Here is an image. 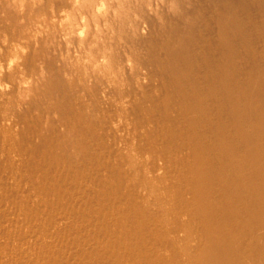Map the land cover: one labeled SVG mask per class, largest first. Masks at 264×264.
Instances as JSON below:
<instances>
[{"label":"bare ground","instance_id":"6f19581e","mask_svg":"<svg viewBox=\"0 0 264 264\" xmlns=\"http://www.w3.org/2000/svg\"><path fill=\"white\" fill-rule=\"evenodd\" d=\"M213 1L198 23L176 20L157 47L131 29V48L142 45L145 56L130 54L134 72L114 75L150 102L135 129L151 160L164 162L151 178L141 169L119 171L107 141L112 127L100 91L107 71L126 70L123 60L112 54L111 68L83 72L77 82L74 63L53 55L63 45L58 30L40 37L38 47L26 37L33 85L18 100L13 75L11 92L0 98L12 100L14 114L11 126L0 123V264H264V0ZM44 2L72 6L43 0L36 13ZM78 7L89 5L81 0ZM0 11V28L21 35L30 27ZM108 19L113 24L111 12ZM44 86L58 96L48 99L46 116L34 104ZM32 108L37 113L29 115ZM134 176L169 218L158 216ZM19 183L30 193L19 195Z\"/></svg>","mask_w":264,"mask_h":264},{"label":"clouds","instance_id":"9594fccd","mask_svg":"<svg viewBox=\"0 0 264 264\" xmlns=\"http://www.w3.org/2000/svg\"><path fill=\"white\" fill-rule=\"evenodd\" d=\"M85 2L89 5L86 10L78 7L81 0H68L71 7H61L57 10L55 4L50 3L46 12L36 13L34 9L37 4H42L43 0H0V6L14 14L17 25H25L26 21L30 25L21 30V35H16L15 28L9 30L0 28V98L11 92L13 83L10 81L14 75L17 99H27L34 81V75L29 74L24 66L30 51L26 38L29 35L32 46L38 47L40 37L49 31L58 30L59 40L63 41V45L58 43L53 55L58 54L60 61L67 57L70 63L81 65L87 74L89 70L95 72L101 66L111 68V55L115 50L112 47L113 39L120 44L124 43L123 35L118 33V29L113 27L108 19L109 12L113 19L123 17L127 21V27L132 29L134 34L138 32L143 36L148 34L149 18L162 23L166 19L165 14L175 15L171 0H142V10L133 7V4L141 0H85ZM2 15L5 13L0 11V16ZM5 23L11 24V21L6 20ZM105 33L107 41L104 39ZM93 49L96 52H93ZM123 65L129 74L134 72L133 60L126 51ZM37 67L40 75L45 74L43 64ZM121 71L124 77V71ZM6 73L10 78L8 80L4 78ZM63 75L68 79L70 73L66 71ZM110 75L115 78L113 73ZM143 83H147L146 76ZM17 107L19 110L20 106Z\"/></svg>","mask_w":264,"mask_h":264},{"label":"rangeland","instance_id":"374dc122","mask_svg":"<svg viewBox=\"0 0 264 264\" xmlns=\"http://www.w3.org/2000/svg\"><path fill=\"white\" fill-rule=\"evenodd\" d=\"M172 1H173V3L175 2L174 5L172 4V7L175 8V9L174 8L172 9V10H174V13H175V10L178 9V8H180L179 9L180 11L176 10L177 13L175 15L165 14L166 19L162 23H157V21L155 19H154V21L153 20L151 21V24H150L151 26H149L148 34L146 35L147 36L146 39H148V41L146 43V46L149 45L151 47H157L160 44H162V42L167 40V38L169 37V32L166 29H168L169 26L177 23L176 20L180 21L182 19L185 20L186 18H190V19L194 18L195 19V23H198L199 22L198 20L201 18L203 11L205 9H207V6H209V4H210V2H209L210 0H208V1L207 0L206 1L205 0H203V1L202 0H171V2ZM204 1H205V3H204ZM176 2L178 4V7L176 6L177 5ZM215 2H217V1L214 0L213 3H215ZM139 3L141 4L142 2H139ZM44 4L46 5L47 2H44ZM135 4H138V3H135ZM140 4L138 6L137 5H133V7H135L137 10H142L143 3L141 5ZM188 5L190 7H188ZM47 6L48 5H46V8L44 6V8H42L43 10H41L40 12H42V11L46 12L47 8H48ZM182 6H183V8H181ZM139 8H141V9H139ZM44 9H45V11H44ZM40 12H38V13H40ZM180 12L182 13V15H181ZM177 16L179 17V19H178ZM207 17L209 18L210 15L207 14V16H205V18H207ZM122 18L123 17H121V19H120L121 21L123 20L122 22L120 20L115 21V20H117V19H115V20H113V24H112L113 27L116 26V28L118 29V33L119 34H123V38H124V43L123 44H120V43L116 42L115 38L113 39L112 47L114 46L113 48L115 49L114 52L112 53L113 57L117 56V57H119V58H121L123 60L124 59V52L126 51L129 56H130V54L134 55V53H135L136 57L139 56L138 58L141 59V58H143L145 56L144 51L141 49V48H143V46L142 45L138 46V44L136 43L137 45L134 44V47L132 46L133 48H131V45H133V43H132L133 41L129 40L131 38V36H132L131 35L132 34L131 33V29L127 27V21L122 19ZM163 23L165 25V29H164ZM160 25H162L163 27H161ZM165 34H166V36H165ZM141 36H143V35H141ZM159 36L162 39L163 38L164 39L163 40L160 39ZM130 51H134V52L130 53ZM74 67H75L74 68L75 69L74 72H75V76H76V81L77 82L78 81L82 82V79L84 78L83 76L85 75V74H83V72H84L83 71V67L81 65H76V64H74ZM127 70H128L127 68H126V70H124L125 71L124 72L125 76L124 77L122 76L124 79L127 76H129V73H127ZM115 71L117 72V68H115L113 71H110V72L107 71V74H106L107 76L104 77L107 82L104 81L103 85L101 87L103 88L102 89L103 91L106 89L105 90L106 92L105 91L103 92L106 95L103 94L101 97L102 98H103V96H106V97H104L103 99L100 98V107H102L101 111L102 110L104 111L102 113L103 116L105 115L104 116L105 119H107V120L109 119L108 120L109 121L108 124L112 127V131H111V134H110L111 138L108 137L109 140H107V141L109 142V144H111V142H112L111 147L113 145L114 149H117L115 151V154H117V155H115V158H116V160H118L119 165L123 167L122 168V167L118 166V170L122 172L123 170H125L127 168V171H129L128 169H133L134 172H137L138 170L141 169V172H139V173H142V170H143V173L146 174L147 177L149 176V178H151L152 176H155L157 174H162L163 173V169L161 168V165L163 166V164H164L163 160L161 159L162 161L160 162V158L155 157L154 159H152L154 161H152L151 160L150 150H147V149H149L148 148L149 145L148 146L146 145L147 141L143 140V137H141L139 135L136 136L138 131L135 129V125H137L136 123H138L140 121L141 117H144L143 114H142L143 113V109L147 108L148 105L150 104V102H147L144 99V97H142L141 95H137V96L133 95V94H135L133 92V90H132V87L134 86V84L132 86L133 82L131 80H123V81H121L120 79L118 80L117 78H113V76H111L110 73H114ZM121 73H122V71L118 72V73H116L114 75H119ZM108 76H109V78H108ZM85 77H86V75H85ZM106 78H108V79H106ZM90 79H92V78H90ZM108 80H109V82H108ZM50 89L51 88H49V86H46V87L44 86V87H42V89L40 88L39 91L40 90L43 91V92L42 91L39 92V94L41 96L36 92V90H35L36 93H34V90H33V92H31L32 96H33L32 93H34V96H35V94L36 95L38 94L40 96L39 99H38V95H37L36 99L41 101V103L38 100L35 99L36 102H34V104L37 103L36 105L40 106V107L38 106V108L39 109L41 108L40 111H42V112L44 111L42 115H45V116L47 114V112H45V110H46L47 105L49 104V100H52L55 97V95H56V97H58L57 93L54 90H53V94H51L52 93V89L51 90ZM147 90L148 89H144V91H147ZM45 91H46V93H45ZM100 93H102V91H100ZM130 93H132V94H130ZM50 96L52 97V99H51ZM99 97H100V95H99ZM134 97H136V98L134 99ZM45 101H46V104L44 103ZM11 102H12V100H11ZM11 102L10 103L7 102V101L0 102V104H1L0 107L4 104L1 107L2 110H0V113H1L0 114V118H3V116L5 118V120L4 119H0V123H3V124L5 123L4 125L7 126V127L11 126L9 124H12L13 121H14L13 120L14 119V114L11 111L12 108H10L8 106V105H10V106L13 105ZM7 103H9V104L7 105ZM5 104L7 105V108L5 107L6 109L3 108L4 106H6ZM43 104H44V107H43ZM143 104H145V105H143ZM132 106H133V108H132ZM4 110H5V112H7V114L5 112H2ZM34 110H35V108L34 109L32 108L31 109L32 112L30 111L29 115H31L32 113L33 114L37 113V112L34 113ZM9 112H10V114H9ZM114 124L116 125L115 127L113 126ZM53 125H56V122ZM117 151L119 153H117ZM162 162H163V164H162ZM144 163H146V164L144 165ZM133 166L136 167L137 169H135ZM152 167H153V169L151 170ZM146 168H148V174H147V169ZM159 168H161V169H159ZM133 170H132V172H133ZM136 177L134 178V182H135V180L137 181V183L136 182L135 183L138 186V189L142 193H145V197L147 199L149 198L151 203H153L152 200L155 201V203H153V205H152V208L155 209L156 211H158V213H157L158 216L162 217V218H165V217L169 218L170 215H168L166 207L163 204L159 203V200L156 197L157 194L149 196V194H147L145 192L144 184L141 181L140 176L137 177L138 179ZM10 182H12V183H10V185L12 184L14 186V182L13 181H10ZM19 186H20V189L17 188V186L15 187V188L18 189L19 195H26L25 193H30V191H29L30 186H28L27 183L20 184ZM24 186H26V188ZM23 190H25L24 191L25 193L23 192ZM21 192H23V194H21ZM153 196H155V197H153ZM157 205H158V207H160V206H162V207L157 208ZM7 210L10 212V214L13 217L14 216H15V218L17 217V213L16 212L13 213V211H15V209H11L10 207H8ZM162 211H164L166 213H164Z\"/></svg>","mask_w":264,"mask_h":264}]
</instances>
